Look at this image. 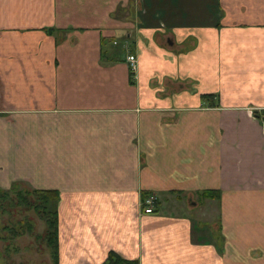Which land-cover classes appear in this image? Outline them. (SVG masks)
<instances>
[{"label": "crops", "instance_id": "crops-1", "mask_svg": "<svg viewBox=\"0 0 264 264\" xmlns=\"http://www.w3.org/2000/svg\"><path fill=\"white\" fill-rule=\"evenodd\" d=\"M263 111L264 0H0V188L58 190V264H264Z\"/></svg>", "mask_w": 264, "mask_h": 264}, {"label": "rangeland", "instance_id": "rangeland-1", "mask_svg": "<svg viewBox=\"0 0 264 264\" xmlns=\"http://www.w3.org/2000/svg\"><path fill=\"white\" fill-rule=\"evenodd\" d=\"M25 184L12 185L10 195L14 194L17 189L27 187L28 184ZM7 200L5 209L2 208L0 201V264H53L52 255L45 239L34 237L44 228V221L37 210L32 208L25 210L20 201L15 203L13 200ZM196 210H194V214H196ZM203 217L208 218V215L205 214ZM4 223L7 226L14 225L15 227L20 224V228L30 224L32 230L26 228L22 233L12 235L11 231H5Z\"/></svg>", "mask_w": 264, "mask_h": 264}, {"label": "trees", "instance_id": "trees-1", "mask_svg": "<svg viewBox=\"0 0 264 264\" xmlns=\"http://www.w3.org/2000/svg\"><path fill=\"white\" fill-rule=\"evenodd\" d=\"M132 72V71H131ZM214 96L213 93H204L203 96ZM16 184V183H15ZM23 184V183H22ZM26 185V184H25ZM24 189H17L16 192L10 195V189H2L0 188V201L1 206L5 209V203L10 199L11 201L21 202L22 208L27 210L28 208L36 209L41 219L44 221V228L41 233H36L34 237H42L45 239V243L50 250L52 255L53 264H58V199L59 193L56 188H44V187H31L26 185ZM203 196H211L215 194L217 197L219 195L218 189H205L201 192ZM150 194H145L143 200L149 196ZM0 206V207H1ZM39 216V217H40ZM16 225L7 226L4 223L3 228H6L5 231H11L12 235H17L22 233L28 228L30 231L32 230L30 224L26 226H22V228ZM102 264H138L137 259H127L121 255H119L114 250H109L107 256L103 260Z\"/></svg>", "mask_w": 264, "mask_h": 264}, {"label": "built area", "instance_id": "built-area-1", "mask_svg": "<svg viewBox=\"0 0 264 264\" xmlns=\"http://www.w3.org/2000/svg\"><path fill=\"white\" fill-rule=\"evenodd\" d=\"M127 59L129 60V63H130V67H134L135 65V56L133 54H129L127 56ZM262 122L264 123V111L262 113ZM143 210L145 212H152L154 209H153V205H154V196L153 195H150V196H147L143 201Z\"/></svg>", "mask_w": 264, "mask_h": 264}]
</instances>
